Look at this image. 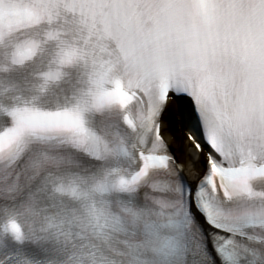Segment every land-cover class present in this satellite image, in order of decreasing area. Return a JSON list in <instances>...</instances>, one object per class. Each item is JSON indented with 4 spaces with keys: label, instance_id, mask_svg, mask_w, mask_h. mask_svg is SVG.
Returning <instances> with one entry per match:
<instances>
[{
    "label": "snow or ice",
    "instance_id": "6c2138e0",
    "mask_svg": "<svg viewBox=\"0 0 264 264\" xmlns=\"http://www.w3.org/2000/svg\"><path fill=\"white\" fill-rule=\"evenodd\" d=\"M0 264H264V0H0Z\"/></svg>",
    "mask_w": 264,
    "mask_h": 264
},
{
    "label": "bare ground",
    "instance_id": "6f19581e",
    "mask_svg": "<svg viewBox=\"0 0 264 264\" xmlns=\"http://www.w3.org/2000/svg\"><path fill=\"white\" fill-rule=\"evenodd\" d=\"M183 110L188 120V124L194 127L192 118L189 116L188 113L189 112L188 105L185 103L183 104ZM173 113L174 112H170L165 116V120L167 121L170 119L171 123H166L162 125L163 134L166 140L175 148L176 155L178 156L182 165L184 166L185 174L190 179H193L196 176V171L193 168L191 162L189 161V153L195 154V150L191 148V144L187 140L177 135L176 134L177 132L174 131Z\"/></svg>",
    "mask_w": 264,
    "mask_h": 264
},
{
    "label": "rangeland",
    "instance_id": "374dc122",
    "mask_svg": "<svg viewBox=\"0 0 264 264\" xmlns=\"http://www.w3.org/2000/svg\"><path fill=\"white\" fill-rule=\"evenodd\" d=\"M181 124H182V126H184V125H183V122H181Z\"/></svg>",
    "mask_w": 264,
    "mask_h": 264
}]
</instances>
